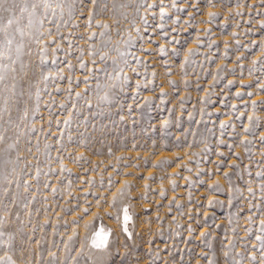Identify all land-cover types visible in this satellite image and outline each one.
<instances>
[{"label":"rangeland","instance_id":"obj_1","mask_svg":"<svg viewBox=\"0 0 264 264\" xmlns=\"http://www.w3.org/2000/svg\"><path fill=\"white\" fill-rule=\"evenodd\" d=\"M170 3L171 0H165L166 6ZM103 4L104 0H101V8ZM178 5L187 11L176 13L168 9L169 16L173 19L178 16L179 22L173 24L170 19H165L163 31L167 36L160 35V29L153 33V27H148L144 41L137 42L130 49L141 58L139 64L130 60L140 75L131 73L129 68L124 69L130 77L129 87L117 103L105 109L104 116L88 124L87 146L69 143L66 135H59L58 129L64 128L62 121L68 112L60 111L58 105L66 102L67 108H72L71 101H66L68 93L53 92L56 106L51 116L45 106L49 97L44 94L39 112L29 118V125L36 129L35 134L22 137L18 145V154L22 157L18 171L25 174L20 178L19 188L13 183L10 192L18 191L22 195L16 203L12 202L11 195L0 203V216L7 220L6 230L14 233V250L9 254L16 264H49L50 253L56 254L55 264H63L64 261L74 264L72 258L86 237L89 245L86 251L92 254L89 264H207L201 253L219 256L225 249L236 260L250 264L248 254L253 251L255 225L253 233L246 234L245 229L248 227L246 218L256 211L249 210L248 204L259 202L261 197L256 188L259 178L255 173L264 171V143L259 140L264 133V103H260L264 101V92L257 90V83H264V68L259 63L252 68L253 61L261 55L259 47L245 48L242 45L264 39V30L259 28L260 22L264 21V0H212L211 4L207 0H191L190 4L186 0H178ZM193 5L199 8L198 12L194 11ZM107 7V11L97 9L89 28L86 18L92 5L88 3L83 17L79 12L73 17V23L79 26L61 27L60 37H56L54 25L45 24L52 29V37L45 36L44 41L56 38V44L60 45L55 54V67L51 57L56 44L48 45V60L43 68L45 73L58 67L65 77L71 76L75 82L82 81L88 74L80 69L79 60L82 59L88 68L93 67V60L97 61L96 68L104 66L98 54H89L90 44L97 53L107 51L100 46L101 28L96 26L97 21L109 25L113 42L122 39L125 29L130 30L127 20L113 14L112 0H107ZM127 11L131 13L132 9ZM140 11L144 14V9ZM152 11L158 13L159 9ZM209 12L218 13L211 23L208 22ZM116 19H120L119 24L113 23ZM149 20L153 26L160 22L158 15L155 20L149 16ZM139 23L137 19V25ZM117 29L121 35H117ZM204 29L210 31L205 33ZM92 32L97 35L89 40ZM198 37L203 41L199 46L196 44ZM174 39L180 43H172ZM213 41L209 48L208 44ZM226 43L228 58L222 59ZM161 46H164V53L159 51ZM193 47H197V54L191 58L194 63L181 69L185 54ZM121 48L125 50L123 46ZM142 48L149 51H141ZM36 51L37 46L34 45L32 54H26L24 61L29 65L25 71L29 77L34 74V82L38 83L40 68L37 67L39 56ZM109 55L116 56L117 53L111 51ZM237 56L244 58L237 62ZM69 63L73 66L72 71L67 69ZM107 63L111 70V61ZM16 67L19 70V64ZM218 72L219 80L212 84L213 76ZM229 80L235 83L229 85ZM137 81L141 88L134 99L132 93ZM169 81H175V85H170ZM185 81H189L190 86L185 87ZM250 82L251 86H248ZM90 83L94 86L95 81ZM21 84L25 86V81ZM68 86L67 79L57 78L55 83L48 82L49 91L55 87L67 89ZM40 87H44L43 83ZM85 87L83 82L78 86L73 83V98L75 92H83ZM237 91L244 95L235 97ZM248 92L253 95L249 97ZM85 96L90 98L92 93L86 92ZM145 97L151 99L145 102ZM221 100L225 103L221 104ZM252 101L258 102L255 109ZM83 103L84 100L79 102ZM233 104L237 105L235 113L231 110ZM129 105H132L131 109ZM251 114L259 118L254 135L242 129V125L249 123L247 117ZM234 115L240 116V120H234ZM165 119L169 124L161 129ZM57 120L61 121L59 125ZM222 120H232L236 125L232 135L221 136L219 124ZM93 124L97 125L95 130ZM76 128L74 119L73 135ZM208 129H212L214 135ZM79 130L85 131L83 127ZM245 138L251 143L241 145L239 141ZM56 139L65 142L59 153L61 159H56ZM218 139H224L225 144L217 145ZM14 140L15 136H12L8 142ZM205 143L208 152L203 151ZM229 143L235 147L229 148ZM45 144L53 145L50 157ZM245 147L250 152H245ZM218 152H223L224 156L217 155ZM230 153L240 155L237 157ZM12 155L16 156L17 152ZM76 157L82 158L76 160ZM61 163L67 171H60ZM232 164L239 167H230ZM49 168L55 172L49 173ZM224 173L229 175L225 177ZM88 180L92 183L89 184ZM23 181H28L27 192ZM125 182L128 187L113 207V194ZM214 184H218L222 191L209 188ZM4 187L9 186L5 184ZM248 187L254 188L255 197L247 192ZM210 200L215 203L210 205ZM124 205H128L132 216L127 225L131 238L122 231ZM85 208L89 209L87 214L83 212ZM254 219L258 224L264 216ZM89 221L93 229L108 231L109 240L105 247H91V230L85 228ZM201 232H206L207 236L201 237ZM4 252L5 249L0 247V256ZM237 253L243 255L237 256ZM81 264H84L83 259ZM220 264H223L222 260ZM255 264H259V255Z\"/></svg>","mask_w":264,"mask_h":264},{"label":"snow or ice","instance_id":"obj_2","mask_svg":"<svg viewBox=\"0 0 264 264\" xmlns=\"http://www.w3.org/2000/svg\"><path fill=\"white\" fill-rule=\"evenodd\" d=\"M209 4L212 3V0H207ZM88 3H91L92 8L88 9V15L86 18V26L91 28L92 21L97 15V9L100 8L101 11H107V0H104L103 8H101V0H0V203L3 202V198L8 195L12 196V202L16 203L19 197L22 195L17 192H10V186L15 183L17 188L21 183V176L24 175L22 171H18L19 162L22 157L18 154V145L22 137L30 136L35 134L36 129L29 125V118L36 116L41 107L40 101L43 99L44 94L46 93L49 97L48 102L45 106L49 109V115H52V109L56 106V101L53 99V92L59 94L61 92H67L66 101H71L72 108L68 109L66 102H61L58 105L60 111H67L68 116H66L62 123L64 128L58 129L59 135L61 137L67 136V142L81 144L87 146L86 136L87 126L90 122L95 120L97 117H102L105 115V109L109 108L113 103H117L121 99V94L129 87V74L124 71L125 68H129L130 72L135 75H140L135 67L130 63L134 61L136 64L141 62V58L134 55L130 49L134 48L137 42L144 41V32H147L148 27H153V33L156 29H160V35L167 36V33L163 31L165 24V19H170L173 24L179 22V17L177 16L173 19L169 16V10H173L176 13H182L187 11L185 7L178 5V0H171L169 5H165V0H152L151 3L148 0H112V12L114 15L118 16L120 19L127 20L129 24V29H125V32L122 36V39L116 42L111 40L110 28L107 23H101L97 21L96 26L101 28L99 36L101 38V47L107 49V51L99 52L95 50L93 45H89L91 56L99 55V61L104 65L103 67L96 68V60L92 61L93 67L88 68L87 64L81 59L79 60V67L82 70L87 71V75L83 77L82 81H73L71 76L65 77L63 70L58 67L55 70H50L47 73L43 70L44 65L48 60V45L56 44V38H51L48 41H44V37H52V29L45 27V24L55 26L56 37H60V28L67 27L71 25L72 27H78V24L73 23V17L79 12L80 16L83 17V11ZM186 3H191V0H186ZM131 8L132 12L129 13L127 9ZM159 9V12L152 11L153 9ZM194 11L198 12L199 8H196L193 5ZM141 9H144V14H141ZM239 14V13H238ZM159 16V23H156L154 26L150 24L149 16L152 20H155L156 16ZM218 13L209 12L208 13V22L211 23L215 20V17ZM131 17V18H130ZM191 18V16H190ZM120 19L113 21L114 24H119ZM137 19L139 20V25H137ZM26 21V22H25ZM143 28V32H142ZM259 28L264 30V21H261ZM176 29H173L175 31ZM205 33L209 32L210 29H204ZM135 33V35H133ZM96 33L92 32L88 39L92 40L96 37ZM117 35H121L119 29H117ZM236 33H233L235 36ZM62 38V37H61ZM186 42V41H185ZM172 43L179 44V40H173ZM203 41L198 37L196 40L197 46L202 44ZM213 42L208 44V47L211 48ZM239 44V42L237 41ZM37 46L36 54L39 56V61L37 67L40 68L39 72V82H34L35 76L29 77L27 68L29 65L25 63L24 56L32 54L33 46ZM121 46L125 50H122ZM252 46H258L261 52V55L257 58L256 61H253L252 68L255 67L257 63L264 68V39L261 41L252 40L248 45H242L245 48H251ZM60 50V45L56 44V47L52 49L51 62L55 67L57 65L56 52ZM115 51L116 56H110L109 52ZM141 51H149V49H141ZM159 51L164 53V46H161ZM173 51H176L175 49ZM229 47L227 43L225 44V51L222 59L228 58ZM197 54V47L188 49L185 54L184 60L181 62V69L186 68L189 64L194 63L191 59ZM244 58L243 56H237L236 61L239 62L240 59ZM210 59V58H209ZM111 61V70H109L108 61ZM19 64V70L16 65ZM223 67H226L224 65ZM250 68V72L252 70ZM67 69L69 71L73 70L71 63L67 64ZM222 71V68L220 69ZM68 80V88L62 89L60 87H55L53 91L48 90L49 80L55 83L56 79ZM95 81L94 86L90 81ZM219 80V72L213 76L212 84H215ZM21 81H25V86H22ZM80 82L85 84V90L83 92H75V99L73 98V83L76 86ZM40 83H43L44 87H40ZM235 81L229 80L228 84L232 85ZM170 85H175V81H169ZM190 86L189 81H185V87ZM212 85H210L211 87ZM248 86H251V82ZM196 87L199 89L200 85L197 84ZM141 84L137 81L135 90L132 95L135 99L139 95V90ZM34 89V90H33ZM257 90L264 92V83H257ZM91 92L92 96L86 97L85 93ZM163 96V92H161ZM235 97H242L244 93L235 92ZM247 95L251 97L252 92H248ZM145 102L149 101L151 97H145ZM202 100L205 97H201ZM81 100H84L85 103L79 104ZM93 100L95 103H93ZM221 104H224L225 101L221 100ZM257 101H252V108L255 109L257 106ZM260 103H264L261 101ZM79 105V106H78ZM139 107V105H136ZM247 106V105H246ZM129 109L132 108V105L128 106ZM237 105H231V110L235 113ZM121 110H123L121 108ZM169 112L172 110L169 109ZM86 113V114H85ZM203 114V110H202ZM210 115V114H209ZM243 115V113H241ZM82 117V119H81ZM249 123L247 125H242V129L245 133L254 135L256 131L258 117L255 114L248 115ZM77 121L76 134H72V124L73 120ZM121 120L124 119L123 116L120 117ZM234 120H240V116L234 115ZM57 125L61 121H56ZM48 124L51 125V120L48 121ZM169 121L165 119L160 127L161 129L167 128ZM80 127H83L85 131H80ZM97 127L96 124L92 125L93 130ZM236 125L232 123V120L220 121L219 128L221 130V136L232 135L234 133ZM229 129L233 131L230 132ZM209 133H213L212 129H208ZM11 134V135H10ZM12 136H15V140L11 143L8 141ZM261 143H264V133H261L259 136ZM217 145L225 144L224 139H218L216 141ZM241 145H248L251 143L247 138L239 141ZM57 152L58 155L56 159H61L59 153L63 150L65 142L62 139H56ZM38 147V145H37ZM53 145L45 144V149L48 150V156H51V148ZM229 148L235 147L234 144L229 143ZM30 151V150H29ZM111 153V148L108 149ZM204 152H208L209 148L207 143L203 149ZM245 152H250V149L245 147ZM17 152L16 156H13L12 153ZM231 155L239 157V153H230ZM217 155L224 156L223 152H218ZM82 157H76V160L81 159ZM207 159V157H205ZM262 159H264V153H262ZM51 163V159H49ZM199 163V161H197ZM95 167V166H94ZM230 167H239L237 164H232ZM247 171V166L244 168ZM60 171L64 172L67 169L64 168L63 164L60 165ZM55 172V169L49 168V173ZM39 174V170H38ZM47 175V174H46ZM199 175V173H197ZM225 177L229 174L224 173ZM255 176L259 178L256 188L261 193L259 202H250L248 204L249 210L256 209L251 215H249L246 220L248 227L245 229L247 233H253V225H255L254 240L255 242L252 245L253 251L248 254V259L250 264H255L257 261V255H259V264H264V219H260L258 224L256 223L254 217L264 216V171H257ZM187 179V178H186ZM89 184L92 183L91 180L87 181ZM25 185V192H27L28 181H23ZM109 183L111 184V178H109ZM251 183V181H249ZM7 184L9 187H4ZM48 185L45 184V187ZM127 182L117 190V193L113 194L112 205L116 206L118 200L123 197L125 190L127 189ZM147 187V186H145ZM209 188L215 191H222L218 184L209 185ZM55 191V189H53ZM236 191H239L237 189ZM247 192L255 197V190L253 187H248ZM163 195V193H161ZM215 201L210 200L209 204H213ZM231 203V199L229 200ZM89 211L88 208L83 209L84 214H87ZM123 213V233L127 234V238L132 237V233L129 232L127 227L128 222L132 220V216L129 214L128 205H124L122 209ZM111 215V214H108ZM120 216V212H117V217ZM80 217L77 218L79 220ZM75 222V221H74ZM7 220L4 216H0V247L5 249L4 255L0 256V264H16L13 256L9 253L13 249V237L14 233L6 230ZM86 229L91 230L90 245L92 248L100 249L105 247L108 244L109 233L105 229L95 230L93 229L92 222L89 221L85 224ZM191 232L192 230L189 229ZM207 236L206 232H201V237ZM87 237L84 241L81 242L80 250L77 251V255L72 258L74 264H81V259H83L84 264H89V261L92 260L91 252L86 251L88 248ZM230 246V245H229ZM211 248V245H208ZM207 264H220V261H223V264H243L242 260H236L231 253L225 249L219 256L213 254L211 256L201 253L200 254ZM237 256H242V253H237ZM50 262L49 264H55L56 254L50 253ZM63 264H67V261H64Z\"/></svg>","mask_w":264,"mask_h":264}]
</instances>
